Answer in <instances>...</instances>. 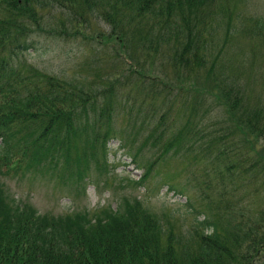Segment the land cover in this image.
<instances>
[{"label":"trees","instance_id":"trees-1","mask_svg":"<svg viewBox=\"0 0 264 264\" xmlns=\"http://www.w3.org/2000/svg\"><path fill=\"white\" fill-rule=\"evenodd\" d=\"M30 1L0 0V264H254L264 247V212L251 226L224 197L241 180L234 169L242 175L250 170L241 145L264 139V106L244 104L211 78L209 45L215 30L207 29L211 12L205 8L223 6L217 0H112L117 14L131 13L126 24L113 20L118 35L131 36V52L115 55L124 64L121 75L108 79L107 86L91 87L95 83L23 75L17 54L35 45L19 20L28 16L39 22L37 12L26 9ZM85 1L74 0L71 6ZM214 14L222 20L226 15ZM212 97L223 107L226 137H215L209 125L220 109ZM115 138L146 169L142 180L168 162L188 168L189 161L214 152L217 160L226 158L218 209L207 204L203 220L196 211L194 226L175 232L170 221L139 200L125 201L124 208L54 215L21 206L8 192L6 177L22 179L31 172L68 178L74 191L92 171L102 173V153ZM79 144L84 163L77 160ZM257 177L253 174L250 182ZM169 190L184 195L175 187Z\"/></svg>","mask_w":264,"mask_h":264},{"label":"rangeland","instance_id":"rangeland-1","mask_svg":"<svg viewBox=\"0 0 264 264\" xmlns=\"http://www.w3.org/2000/svg\"><path fill=\"white\" fill-rule=\"evenodd\" d=\"M73 1L33 0L27 4V10L37 12L38 25L28 16L19 21L33 36L35 47L18 53L17 65L23 75L37 72L85 85L95 83L91 87L107 86L108 79L121 75L119 73L124 65L115 55L131 52V36L123 38L118 35L113 20L116 24L120 20L126 24L131 21V13L122 11L117 14L114 7L113 12L112 0H87L84 4L71 6ZM217 1L222 9L219 4L215 7L208 4L205 8L211 12L207 14V29L213 27L215 30L209 45V69L213 70L211 78L218 83L222 81L234 97L243 98L244 104L264 106V0ZM219 11L226 13L223 20L221 14L212 15ZM2 18L7 19L5 15ZM203 86L198 84L199 91ZM206 100L209 104V96ZM211 103L220 108L209 122L212 132L215 137H226L221 123L224 111L219 112L223 107L217 104L216 97H212ZM115 125L118 127L122 122L119 120ZM115 139L110 143L108 153H102L103 175L92 171L91 179L75 187L74 191H71L68 178L54 179L45 172L50 179L40 172H31L22 179L14 175L6 177L8 192L21 206L26 203L27 207L37 209L41 214L54 215L67 214L74 209L97 211L107 206L124 208L125 201L139 200L146 210L157 214L162 221H166L165 218L170 221L169 226L175 232L194 226L196 211L199 212L197 217L203 219L208 212L207 204L212 202L213 208L218 209L226 158L217 160V152H214L208 159L198 158L196 162L186 160L188 168H183L176 161L168 162L142 180L146 169L142 164L136 165L131 161L130 150L121 149L119 139ZM240 151L248 161L245 167L250 170L242 175L239 167L234 169L241 180L233 188L230 186L224 199L227 204L233 203L229 208L234 209L238 218L252 226L264 212V139L254 140L252 145L242 144ZM82 152L83 144H79L77 160L84 163L80 156ZM93 152L94 147H91L88 155ZM106 154L107 166L104 164ZM204 156L200 154V157ZM253 174H258V177L251 183ZM206 184H210V188H206ZM169 186L184 192V195H177L169 190ZM221 206L225 208V204ZM249 240L244 244L249 245ZM161 241L166 244L167 238L163 237ZM255 261L254 264H264V247Z\"/></svg>","mask_w":264,"mask_h":264}]
</instances>
